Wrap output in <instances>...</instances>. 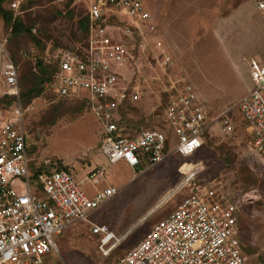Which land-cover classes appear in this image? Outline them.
Returning a JSON list of instances; mask_svg holds the SVG:
<instances>
[{
  "label": "rangeland",
  "instance_id": "rangeland-1",
  "mask_svg": "<svg viewBox=\"0 0 264 264\" xmlns=\"http://www.w3.org/2000/svg\"><path fill=\"white\" fill-rule=\"evenodd\" d=\"M20 1L25 6L18 16L41 41L37 46L32 37L25 36L9 44L11 54L16 46L22 47L16 53L20 81L27 68L39 73L38 63L48 49L50 54L66 49L84 52L87 0ZM143 1L157 26L153 38L163 43L173 63L166 67L161 64L162 53L152 48L153 38L143 50H139L142 38L137 33L126 38L136 59L125 72V85L131 81V86H137L141 99L128 106L125 126L133 133L163 128L165 91L172 83L186 80L207 111L212 123L210 134L203 150L193 157L173 154L145 173H134L124 162L111 163L102 151V124L86 100H61L47 89L32 99L30 105L35 108L25 117L31 172L68 167L81 180L102 165L109 183L120 189L119 195L89 217L108 225L123 239L110 257L100 253V237L90 233L89 225L77 222L54 237L59 253H50L45 261L115 264L155 224L167 218L196 185L222 189L233 197L247 264H264V161L250 150V132L235 108L254 87L249 60L259 57L264 62L260 13L253 0ZM4 37L9 39L10 32L0 18V40ZM224 113L233 119L235 128L230 135H224L216 124ZM168 134L176 145L177 137ZM187 163L193 165L196 175L180 188L192 173L187 171L191 168L184 165ZM165 197L169 201L162 203Z\"/></svg>",
  "mask_w": 264,
  "mask_h": 264
},
{
  "label": "built area",
  "instance_id": "built-area-1",
  "mask_svg": "<svg viewBox=\"0 0 264 264\" xmlns=\"http://www.w3.org/2000/svg\"><path fill=\"white\" fill-rule=\"evenodd\" d=\"M253 1L264 25V0ZM20 4L17 0L12 8L18 10ZM87 4L88 46L81 53L60 50L54 55L58 70L46 89L58 99L87 100L102 124V151L111 163L124 162L134 173H145L173 154L188 158L198 153L212 123L186 80L172 83L165 91L163 128L133 133L125 126L123 109L141 99L137 86H131V81L125 85V72L136 59L126 38L137 33L143 50L157 33L144 1L87 0ZM8 44V38L0 40V264H49L45 258L59 253L54 237L77 222H86L90 233L100 237V253L108 258L123 239L89 217L120 189L109 183L102 165L81 180L71 169L31 172L25 117L35 107L21 104L19 72ZM152 48L162 53L163 66L172 65L160 40L154 39ZM248 66L254 87L235 108L250 132V150L264 161V62L251 58ZM4 99L11 101L6 104ZM229 115L216 120L224 135L235 128ZM170 132L177 137L176 145ZM195 175L192 171L180 188ZM237 212L233 197L222 189L195 185L167 218L115 264H247Z\"/></svg>",
  "mask_w": 264,
  "mask_h": 264
},
{
  "label": "trees",
  "instance_id": "trees-1",
  "mask_svg": "<svg viewBox=\"0 0 264 264\" xmlns=\"http://www.w3.org/2000/svg\"><path fill=\"white\" fill-rule=\"evenodd\" d=\"M15 1H17V0H0V18L3 20L5 26L7 27V29L10 32V38L8 39L9 44H12L14 41L19 40L20 38H23L25 36H29V37H32L31 41L33 43H35V45L40 46L41 41L36 39L32 35L31 29L28 26H26L24 24V22L22 21V19L18 16V14H20V11L22 10V8L25 5H22V3H21L19 9L15 10L14 8H12V4ZM6 2L9 3V7L5 6ZM28 3H29V1H28ZM89 27H90V20H89V16H87L86 27H85V34L87 36V46H88V37H89ZM9 44H8V51H9L11 58L13 59L15 65L18 69V72H19V67H18V63L16 60V53L18 51H20L22 47L16 46L13 53L11 54V52L9 50ZM44 48H45V46H44ZM56 53L50 54V49L47 50L42 61H40L38 63L39 73H36V72L34 73L32 70H29V68L24 70V75H23L21 81L19 79L20 101H21V104L23 105V107H25V108L28 107L30 105L32 99H34L35 97H37L41 93H43L44 90L46 89V85L53 80V77H54L56 71L58 70V62L54 59V55ZM61 100H76V99L64 98ZM82 100H85V99H82ZM10 101H11L10 99H4V102L6 104H9ZM83 103H86V102L83 101ZM129 105H131V103L127 104V106L123 109V116L126 115V111H127V108ZM207 136H208V134L205 135L206 139H207ZM203 148L201 150H203ZM29 154H30V149H29ZM196 154H194V155H196ZM194 155H192L191 157H193ZM180 157H182V156H180ZM58 169L69 170L70 168L62 167V168H58ZM113 199H111L110 201H112ZM101 224H104V223H101Z\"/></svg>",
  "mask_w": 264,
  "mask_h": 264
},
{
  "label": "bare ground",
  "instance_id": "bare-ground-1",
  "mask_svg": "<svg viewBox=\"0 0 264 264\" xmlns=\"http://www.w3.org/2000/svg\"><path fill=\"white\" fill-rule=\"evenodd\" d=\"M185 165H189V166H191V168L189 169V170H191L192 169V165L190 164V163H187V164H185ZM189 170H187V171H189ZM173 190V189H172ZM174 191V190H173ZM178 191H180V190H178ZM170 195V194H169ZM174 196V195H173ZM166 198V199H165ZM161 202L163 203V202H165V201H167L168 200V197H165ZM169 201V200H168ZM158 205V204H157ZM165 205V204H164ZM156 210H157V208H156Z\"/></svg>",
  "mask_w": 264,
  "mask_h": 264
},
{
  "label": "crops",
  "instance_id": "crops-1",
  "mask_svg": "<svg viewBox=\"0 0 264 264\" xmlns=\"http://www.w3.org/2000/svg\"><path fill=\"white\" fill-rule=\"evenodd\" d=\"M256 10H257V8H256Z\"/></svg>",
  "mask_w": 264,
  "mask_h": 264
}]
</instances>
